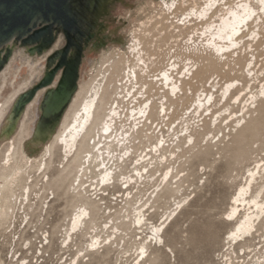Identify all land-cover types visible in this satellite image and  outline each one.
I'll list each match as a JSON object with an SVG mask.
<instances>
[{"label": "rangeland", "instance_id": "obj_1", "mask_svg": "<svg viewBox=\"0 0 264 264\" xmlns=\"http://www.w3.org/2000/svg\"><path fill=\"white\" fill-rule=\"evenodd\" d=\"M173 2L179 4L180 0H122L112 9L108 22H100L108 15L107 10L99 18L97 33L83 56L78 94L58 131L60 134L70 125L79 104L97 92L102 100L101 116L76 143L66 147L61 139L54 138L43 153L23 149L32 130V139L39 138L35 135L37 108L35 112L29 109L23 118V132L19 130L10 143L0 148V264H264V215L256 221L251 236L233 241L228 234L235 221L225 217L231 198L245 185L246 170L252 169L255 161L264 165V138L251 145L256 138L244 132L248 139L243 141L242 129L234 128L238 119L251 121L247 119L248 97L264 86V17L257 26L252 23L249 29L244 28L237 36L239 43L224 57L207 45L209 32L207 35L199 22L185 18L191 0L172 11L185 24L170 27L174 19L169 16L171 12L162 13L161 6ZM254 28L261 33L260 38L251 35ZM111 31L122 37L120 45L112 41ZM136 38L143 48L134 43L135 49L151 62L149 76L159 78L167 89L161 93L154 87L148 118L159 124V115L163 114L168 116L169 125L167 129L162 125L164 142L153 137L140 147L148 151L153 145L142 195L129 200L117 185L106 187L103 194L107 196L94 198L88 192L91 178L78 177L82 156L90 134L103 122L112 83L129 64L122 54L136 64L130 58V47ZM60 39L63 41L62 36ZM54 44L42 56L12 48L13 59L0 72V124L10 106L12 120L20 117L13 119V106L20 94L43 75L42 57L60 48L52 50ZM193 46L196 52L190 55ZM251 54L256 56V74L248 64ZM173 57L179 68L175 76L170 69L174 66L168 64ZM162 70H167L177 83L187 82L193 72L198 73V82L209 76L210 80L204 87V82L196 83L188 92L183 84L182 91L171 92ZM215 78L214 85L211 81ZM232 81H236L235 88L225 98L218 97ZM236 91L241 92L233 101ZM209 95L210 111L199 112L193 100L198 97L205 103ZM162 98L167 99L162 102ZM161 105L166 113L159 112ZM241 111H245L244 115ZM261 118L264 120V101ZM156 125L151 131L155 130V134L160 129ZM188 136L193 137L191 141ZM159 142L166 147L158 148ZM167 172L170 173L165 179ZM261 185L264 171L252 192ZM136 192L137 188L133 189L132 193ZM260 199L264 202V189ZM82 208L89 215L71 230L72 219ZM160 224L159 242L153 228ZM94 241L97 243L92 246ZM143 244L146 248L141 254Z\"/></svg>", "mask_w": 264, "mask_h": 264}, {"label": "bare ground", "instance_id": "obj_2", "mask_svg": "<svg viewBox=\"0 0 264 264\" xmlns=\"http://www.w3.org/2000/svg\"><path fill=\"white\" fill-rule=\"evenodd\" d=\"M121 1L122 0H110L108 3H105V0H96L94 11L89 18V25L94 33V37L97 33V27L99 25L98 20L102 14L107 10L108 15H104V17H102V21L100 22H108V19H111L112 9L117 3H121ZM188 1L189 0H180L179 4L178 2H175V4L173 2L171 4L164 3L161 6L162 13L171 12L169 16L171 17L172 15V19H174V21L171 20L169 23L170 27L174 28L178 25V23H180V20L178 19L179 16H177L176 13H172V11L176 9V6H181L182 8L186 3H188ZM201 1V4H198L197 0H191L189 9L186 10L187 13H185V18H191L194 21L199 22L204 28V32H207V35L209 32V37L207 36V45L216 55H223L224 57H227V51L239 43L236 40L238 34L244 28L249 29V25L252 23L257 26L258 22L262 21V17H264V0ZM181 24L185 23H180V25ZM255 30L256 31H251V35L260 38L261 33L258 31V29ZM109 34H112V41L115 44L120 45L122 37L118 36L117 33L113 34L112 31ZM58 38L59 39H57L52 50H55L63 45V41L60 39V36ZM134 43L136 46H142L143 44L140 42L139 38H136L130 47V58L135 59L136 64L132 63V61H128L129 56L122 54L127 60L126 64H129L125 65L123 73L116 78L114 83H112L110 100L105 106L104 117H101V121L103 122L90 134L87 141V149L82 156V164L78 172V177L82 178L83 180H85V178H91L90 182H88V192L91 193L92 190V193L95 194L94 198L97 197L96 195L99 194V191L102 190L103 187H114L118 185L121 189L123 184L128 185L124 189V193H122L127 199L132 200L133 198L142 195L143 191L145 190L144 188L148 178V168L151 164L153 145H151L148 151L141 149L140 147L142 142L149 143L153 137H158L162 140V142H164L162 139V125H164L166 129L169 125L168 116H164L163 114L159 115V124L152 123L148 118L153 101L152 95L156 91L154 87L159 88V92L161 93H165L164 91L167 92V89L161 84L162 81H160L159 78H151L149 76L148 67L150 65L149 63L151 62H149L150 60L146 62L143 59V53L137 52L138 50L135 49ZM11 44L12 46L10 47ZM190 44L194 43L192 42ZM10 45L9 47L11 50L12 48L17 47L15 44L13 45V43H10ZM118 49H120V46ZM191 50L192 52L190 55H193L196 52V49L194 47ZM233 54L237 55L236 52H233ZM47 56L48 55L46 54V56L42 57L44 61ZM250 56V60L248 58V64L250 62L249 65H252L251 68H254L256 56L254 54H251ZM11 59H9L5 66L10 63ZM168 64L169 66H174L170 67V69L175 76L176 72L179 71V68L178 64L174 61V57L169 60ZM255 69H257L256 66L253 69V72L256 74V71H254ZM195 73L193 72L190 74L191 77L188 78L189 80L187 82L182 83L179 80L177 83L176 80H173L169 77L167 70L161 71L165 83L166 85L168 84L167 86L171 92H175L177 90L182 91L180 88L182 84L185 91L188 92L192 87H194L196 83L204 82L202 83V87H204L203 84L207 85L209 83L210 79L208 78L210 76L206 80H200L201 82H198L196 78L198 73ZM216 79L217 78L214 80L212 79L211 81L214 85L216 84ZM235 82L236 81L228 82L225 86V89L222 91L221 96L218 95V97L223 96V98H225V95L235 88ZM214 85L209 84L208 86L213 88ZM44 92L45 90L39 91L35 98L29 104H27V106L22 111H20L18 115L15 116L13 112V119L20 116L15 121L12 120L10 115L11 106L9 107L6 117L0 124V148L7 142L10 143L13 140L14 135L16 136L18 134L20 128H22L21 125H23L22 120L29 109L33 110V112L37 110L41 96ZM239 92L241 91H236L232 95L233 101L238 100ZM22 94H20V96ZM77 94L78 90L73 94L69 104L64 110L65 113L63 112L50 126L42 128L37 122L35 135L39 136V138L36 137V139H32V130L29 137H27V139L23 142V149L43 153L50 145H52L51 142L54 138H57L58 140L61 139L62 144H64L66 147L72 146L77 140H79L81 135L87 133L90 130L91 125L95 124V122L98 120V117L101 116L102 100L100 97H98L97 92H95L93 98L86 99L85 101L81 102V104H79V109L73 114L72 122H70L71 124L69 123L70 125L65 127V129L63 128L61 133L58 134L59 128L63 124L67 112L75 102ZM205 94L206 93H203L202 98L205 97ZM213 98L216 97L213 95ZM248 98L250 101L249 105L247 106L249 107L247 109V115H249L247 119H251V121L247 123L245 117L238 119L235 122L234 128L242 129L240 137L243 141L248 139L247 135H244V132L250 134L251 137L256 138L255 141L251 143L252 145L258 141L263 142L264 138V127L261 126L264 124V120L261 118L264 101V86H262L256 94H251ZM166 99L167 98H162V102H164ZM211 101L212 95H209L205 103H203L198 97L193 100L194 105H196V109L199 112L201 110L204 112L210 111L209 107ZM13 108L15 110L14 106ZM245 111H241L242 115H244ZM159 112L166 113V109L163 105L159 107ZM254 117L257 118L254 119ZM58 122V127L52 131V128H54ZM153 125H156V128H160L159 133L155 134V130L153 133L151 132L152 128L155 127ZM23 130L24 129H21L20 132H23ZM44 138L47 139L43 140ZM187 138L189 141H191V138L193 137L188 136ZM158 144V148L160 146L166 147V144L163 145L161 142ZM259 163L258 161H255L254 167L252 169L246 170L245 185L237 189L236 193L231 198V206L228 212L225 214V217L228 220L235 221L232 231L228 234L232 241L237 240L240 237L251 236L256 229V221L261 215H264V202L261 199V201L259 200L261 191L264 189V185H261L254 192H252V188L256 184L257 177L261 174V172L264 171V165H260L261 163ZM169 173L170 172H167L165 174V179ZM129 186H132V188L127 189ZM140 187L142 188L139 189ZM85 188L86 186H84L83 190ZM135 188H137V192L132 193L133 189ZM88 215L89 213L87 209L82 208L78 210L76 216L72 219L70 229L74 230L80 226L82 219ZM138 222H140V220H138ZM164 223L165 222H163V224ZM163 224L158 226L154 225L153 228L155 240L158 239L159 242L161 241V238L158 236V232L160 231V228ZM96 243L97 242L94 241L92 246H95ZM145 248L146 247L144 244L140 246L139 249L141 254L144 253Z\"/></svg>", "mask_w": 264, "mask_h": 264}, {"label": "water", "instance_id": "obj_3", "mask_svg": "<svg viewBox=\"0 0 264 264\" xmlns=\"http://www.w3.org/2000/svg\"><path fill=\"white\" fill-rule=\"evenodd\" d=\"M96 0H0V72L12 56L10 43L30 55L47 53L59 36L63 45L45 59L40 80L14 104L18 115L39 91L37 122L50 126L77 89L85 50L94 38L89 25Z\"/></svg>", "mask_w": 264, "mask_h": 264}, {"label": "built area", "instance_id": "obj_4", "mask_svg": "<svg viewBox=\"0 0 264 264\" xmlns=\"http://www.w3.org/2000/svg\"><path fill=\"white\" fill-rule=\"evenodd\" d=\"M128 185H122V187H121V190L122 191H124V189L127 187ZM132 188V186H129L127 189H131ZM99 191V190H98ZM107 191V188H102V190H100L99 191V194H97L96 196V198H100V197H105V196H107V194H103V193H105ZM93 191L91 190V193H92ZM92 197L94 196L95 197V194H93L92 193V195H91Z\"/></svg>", "mask_w": 264, "mask_h": 264}]
</instances>
